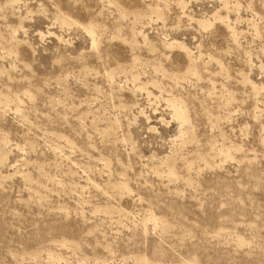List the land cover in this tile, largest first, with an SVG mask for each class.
<instances>
[{
  "label": "rangeland",
  "instance_id": "obj_1",
  "mask_svg": "<svg viewBox=\"0 0 264 264\" xmlns=\"http://www.w3.org/2000/svg\"><path fill=\"white\" fill-rule=\"evenodd\" d=\"M0 264H264V0H0Z\"/></svg>",
  "mask_w": 264,
  "mask_h": 264
}]
</instances>
